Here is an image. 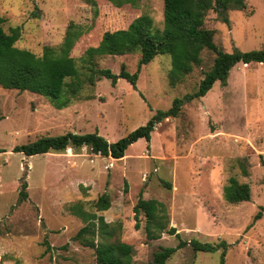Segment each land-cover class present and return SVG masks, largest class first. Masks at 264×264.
<instances>
[{
	"label": "rangeland",
	"instance_id": "obj_1",
	"mask_svg": "<svg viewBox=\"0 0 264 264\" xmlns=\"http://www.w3.org/2000/svg\"><path fill=\"white\" fill-rule=\"evenodd\" d=\"M246 2L245 9L229 11V24L214 11L207 16L216 43L226 51L264 49V0ZM143 13L163 28V0H141L137 8H116L105 0H0L5 29L21 28L16 45L38 55L46 45L63 42L70 22L82 24L88 32L71 51L81 69L89 44ZM214 57L205 49L201 64L173 85L171 55L160 54L142 67L136 88L124 78L113 84L103 77L95 85L85 83L62 109L49 96L0 85V264H97L95 250L74 239L87 220L69 206L78 202L93 212L92 202L104 192L111 207L97 215L116 224L112 240L131 244L136 264H156L160 247L179 243L167 232L148 238L146 217L134 212L140 195L166 204L170 226L184 240L227 242L226 250L213 252L187 244L166 264H221L224 251L225 264H264V212L254 220L264 205V62H238L226 84L216 81L179 116L159 123L150 141L133 143L123 158L95 154L87 146L32 156L14 151L40 133L98 132L117 141L176 97L196 91ZM139 58L140 53L102 55L96 63L115 73L124 63L133 72ZM231 177L251 186V200L225 199ZM24 182L28 198L20 200Z\"/></svg>",
	"mask_w": 264,
	"mask_h": 264
},
{
	"label": "trees",
	"instance_id": "obj_2",
	"mask_svg": "<svg viewBox=\"0 0 264 264\" xmlns=\"http://www.w3.org/2000/svg\"><path fill=\"white\" fill-rule=\"evenodd\" d=\"M116 8L129 5L140 7L141 0H105ZM164 22L163 28L155 27L153 18L146 13L133 18L126 26L113 30H106L96 44H89L80 60L71 55L79 38L87 29L79 23L70 22L63 42L59 46L46 45L41 55L21 48L16 42L21 38L20 26H10L5 29V17L0 16V85L20 91L29 90L43 96H49L56 108H66L77 97L85 83L95 85L96 81L106 77L116 84L119 78L130 81L137 87L142 67L160 54H170L172 67L169 73L174 85L191 73L195 66L202 62V52L207 49L215 53L211 68L205 72L198 89L188 92L182 97H176L168 109H159L146 124L141 125L126 136L111 142L98 132L79 133L68 131L63 134H38L34 140L16 145L14 151L28 156L48 152H62L68 148L80 149L89 147L95 154L111 156L119 159L125 156L127 149L140 138L151 140L157 125L170 117H177L183 107L194 99L205 96L216 81L226 84L232 68L238 62H264V49L243 51L235 47L226 51L215 41L216 30L207 26L206 20L210 11L217 14V18L229 24L230 10H243L247 7L246 0H163ZM95 4V2H92ZM140 53L137 69L129 71L123 63L119 73L111 68L99 67L96 58L102 55H125ZM2 116L0 114V120ZM1 151V149H0ZM171 186L169 182H165ZM27 183L24 182L20 190V200L28 198ZM251 186L246 182H239L235 177L229 179L224 187V197L231 203L251 200ZM95 211L89 212L80 203L69 206L77 216L87 220L74 239L82 245L93 248L97 264H136L133 260L131 244L112 240L116 233V224L109 223L97 211L111 207V196L104 192L92 202ZM135 216L143 213L146 217V234L148 238L157 239L164 232L175 234L179 238L176 246H162L154 253L156 264H166L167 260L179 249L190 244L194 251H216L227 249V242L210 243L198 239L184 240L176 227L170 226L167 206L155 198H145L140 195L134 206ZM264 205L256 213V221L263 216ZM50 247V246H48ZM221 264H225V251Z\"/></svg>",
	"mask_w": 264,
	"mask_h": 264
},
{
	"label": "crops",
	"instance_id": "obj_3",
	"mask_svg": "<svg viewBox=\"0 0 264 264\" xmlns=\"http://www.w3.org/2000/svg\"><path fill=\"white\" fill-rule=\"evenodd\" d=\"M126 154V153H125ZM123 158V157H122ZM120 159V158H119ZM108 210V209H107ZM103 211H105V210H103ZM107 221V220H106ZM171 222V221H170ZM175 227V226H174Z\"/></svg>",
	"mask_w": 264,
	"mask_h": 264
}]
</instances>
